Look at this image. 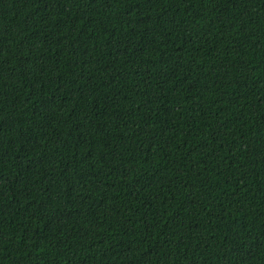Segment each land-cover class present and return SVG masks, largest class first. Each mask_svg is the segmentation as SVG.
<instances>
[{
    "label": "trees",
    "instance_id": "obj_1",
    "mask_svg": "<svg viewBox=\"0 0 264 264\" xmlns=\"http://www.w3.org/2000/svg\"><path fill=\"white\" fill-rule=\"evenodd\" d=\"M0 264H264V0H0Z\"/></svg>",
    "mask_w": 264,
    "mask_h": 264
}]
</instances>
